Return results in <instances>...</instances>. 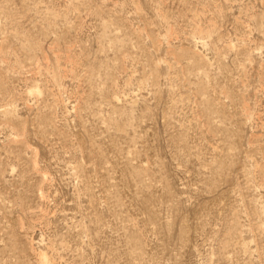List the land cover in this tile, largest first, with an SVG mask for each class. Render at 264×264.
<instances>
[{"label": "rangeland", "instance_id": "obj_1", "mask_svg": "<svg viewBox=\"0 0 264 264\" xmlns=\"http://www.w3.org/2000/svg\"><path fill=\"white\" fill-rule=\"evenodd\" d=\"M264 264V0H0V264Z\"/></svg>", "mask_w": 264, "mask_h": 264}, {"label": "bare ground", "instance_id": "obj_2", "mask_svg": "<svg viewBox=\"0 0 264 264\" xmlns=\"http://www.w3.org/2000/svg\"><path fill=\"white\" fill-rule=\"evenodd\" d=\"M41 264H47V260L44 255L41 254Z\"/></svg>", "mask_w": 264, "mask_h": 264}]
</instances>
